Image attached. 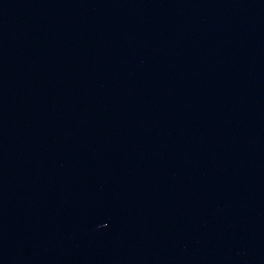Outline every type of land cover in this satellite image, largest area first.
<instances>
[{"label":"water","instance_id":"95a60500","mask_svg":"<svg viewBox=\"0 0 264 264\" xmlns=\"http://www.w3.org/2000/svg\"><path fill=\"white\" fill-rule=\"evenodd\" d=\"M0 264H264V0H0Z\"/></svg>","mask_w":264,"mask_h":264}]
</instances>
